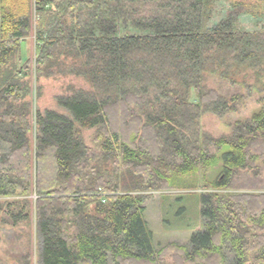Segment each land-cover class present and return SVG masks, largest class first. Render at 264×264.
<instances>
[{"label":"trees","instance_id":"1","mask_svg":"<svg viewBox=\"0 0 264 264\" xmlns=\"http://www.w3.org/2000/svg\"><path fill=\"white\" fill-rule=\"evenodd\" d=\"M205 3L0 0V223L28 219L36 196L40 264H227L231 253L235 264H264V110L217 138L200 126L203 112L236 107L206 87L207 75L260 71L264 39L230 18L206 27ZM32 34L33 65L20 58ZM33 69L37 81L67 73L91 82L57 96L66 113L39 110L34 139ZM92 128L98 153L82 134ZM221 161L199 193L203 229L189 245L156 249L144 192L196 188L179 183Z\"/></svg>","mask_w":264,"mask_h":264},{"label":"rangeland","instance_id":"2","mask_svg":"<svg viewBox=\"0 0 264 264\" xmlns=\"http://www.w3.org/2000/svg\"><path fill=\"white\" fill-rule=\"evenodd\" d=\"M205 13V26L208 28L230 18L235 30L251 32L255 37L264 39V0H206ZM129 31L135 30L132 28ZM34 47V34L21 41V63L28 61L31 65L34 64ZM28 79L30 86L27 100L30 103L29 121L33 127L30 134L32 139L36 133L35 116L39 110L44 112L47 109H53L66 113L67 111L57 102L58 95L71 93L77 88L91 89L89 78L76 74H54L37 81L33 69ZM205 83L208 89H216L222 94L228 92L230 105L236 106L234 111L223 115L211 112L202 113L201 129L212 137L217 138L230 134L235 122L249 121L256 113L264 110V66L259 71L236 65L227 75H207ZM233 96L237 97L233 99ZM196 100V96L193 95V101ZM96 132V128L82 129L86 144L98 153L101 148L95 141ZM212 150L221 155L220 151ZM220 165L222 161L214 168H209L205 177L198 174L190 175L184 178L183 184L179 183V186L186 187L194 184L196 188L144 192L148 194L144 203L145 216L153 232V243L156 249H161L171 243L189 245L192 235L203 229V206L199 193H205L212 188L210 187L211 180L221 174ZM258 166L264 168V158L258 159ZM262 176L264 179V173ZM35 198L36 196H31L28 219L14 224L13 220L7 218L6 223H0V264H24V256L27 252L29 253V264H40L37 208L33 202ZM21 235L26 248L20 246ZM166 260L167 264L173 262L169 257ZM227 264H235L232 253Z\"/></svg>","mask_w":264,"mask_h":264}]
</instances>
